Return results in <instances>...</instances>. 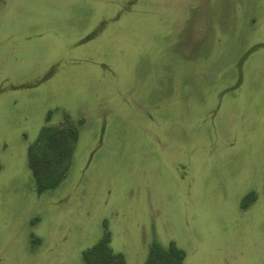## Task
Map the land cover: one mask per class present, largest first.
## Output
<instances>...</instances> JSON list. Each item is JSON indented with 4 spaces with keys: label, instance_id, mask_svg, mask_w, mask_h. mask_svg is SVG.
<instances>
[{
    "label": "rangeland",
    "instance_id": "1",
    "mask_svg": "<svg viewBox=\"0 0 264 264\" xmlns=\"http://www.w3.org/2000/svg\"><path fill=\"white\" fill-rule=\"evenodd\" d=\"M106 234L125 264H264V0H0V264H84Z\"/></svg>",
    "mask_w": 264,
    "mask_h": 264
},
{
    "label": "trees",
    "instance_id": "2",
    "mask_svg": "<svg viewBox=\"0 0 264 264\" xmlns=\"http://www.w3.org/2000/svg\"><path fill=\"white\" fill-rule=\"evenodd\" d=\"M44 132H47L45 130ZM42 146L28 151V168L32 174L39 194L55 189L64 178L68 167L76 132L54 131L47 133ZM250 197V195L248 196ZM108 234L91 249L82 254L84 264H125L122 255L115 254L109 247ZM186 253L175 243L167 247L153 243L144 264H183Z\"/></svg>",
    "mask_w": 264,
    "mask_h": 264
}]
</instances>
